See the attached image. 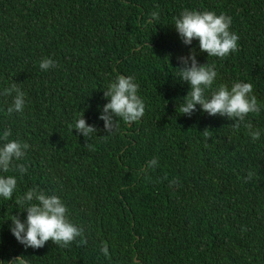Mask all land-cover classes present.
I'll return each mask as SVG.
<instances>
[{
	"label": "trees",
	"instance_id": "1",
	"mask_svg": "<svg viewBox=\"0 0 264 264\" xmlns=\"http://www.w3.org/2000/svg\"><path fill=\"white\" fill-rule=\"evenodd\" d=\"M186 8L230 16L237 50L217 58L183 45L172 22ZM190 49L215 66L216 85L250 82L264 103V0H0V92L15 84L26 101L9 116L11 96L0 95V131L29 145L17 162L27 172L8 173L13 199H0V260L264 264V110L245 120L262 131L255 142L226 117L180 114L189 86L174 67ZM44 58L55 66L42 71ZM117 74L135 78L145 112L106 132L98 114ZM81 115L97 129L90 138L71 129ZM33 187L62 198L82 238L38 249L15 240V200Z\"/></svg>",
	"mask_w": 264,
	"mask_h": 264
},
{
	"label": "clouds",
	"instance_id": "2",
	"mask_svg": "<svg viewBox=\"0 0 264 264\" xmlns=\"http://www.w3.org/2000/svg\"><path fill=\"white\" fill-rule=\"evenodd\" d=\"M159 13L153 11L149 22H155ZM230 16L214 11H199L184 9L173 18L172 26L178 38L185 46L197 42L199 52L208 57L224 58L235 52L238 47L239 36L231 30ZM179 81L188 84V91L182 98L180 114L191 116L197 110L209 116L226 117L232 121L233 128L239 130L241 125L247 130L250 139L255 142L260 139L262 131L254 128L251 123H245L251 113L258 115L264 110V103H259L253 93L250 82L234 81L231 85H216L217 71L214 65L200 64L193 50L187 54L176 56ZM55 66L51 58H44L39 63L42 71ZM215 85V86H214ZM139 85L133 76L117 74L105 90L103 97L106 102L100 107L98 119L103 121L106 132L113 129L115 118L133 123L144 116L145 103L138 95ZM14 93V95H13ZM0 95L11 96L6 112L9 116L23 113L25 109V93L15 84L0 92ZM71 129L85 138L96 134L95 125L86 123L83 115L74 120ZM12 131L5 128L0 131V199L9 201L17 190V175L27 172L23 163L29 145L19 139H10ZM158 165V159L153 157L148 167ZM15 172L17 175L8 174ZM15 206L20 215H12L9 231L15 240L25 249L44 247L46 242L52 241L61 247H67L78 237L83 236V228L74 224L68 216L67 206L59 195L47 193L43 189L33 187L15 200ZM100 251L108 256L107 246ZM0 264L5 261L0 260ZM7 264H29L25 256L14 258Z\"/></svg>",
	"mask_w": 264,
	"mask_h": 264
}]
</instances>
